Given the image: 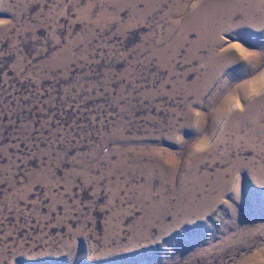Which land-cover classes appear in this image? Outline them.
<instances>
[{"label": "rangeland", "instance_id": "1", "mask_svg": "<svg viewBox=\"0 0 264 264\" xmlns=\"http://www.w3.org/2000/svg\"><path fill=\"white\" fill-rule=\"evenodd\" d=\"M0 264H264V0H0Z\"/></svg>", "mask_w": 264, "mask_h": 264}]
</instances>
